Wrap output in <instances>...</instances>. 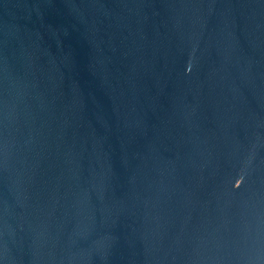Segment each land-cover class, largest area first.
<instances>
[{
	"label": "water",
	"instance_id": "obj_1",
	"mask_svg": "<svg viewBox=\"0 0 264 264\" xmlns=\"http://www.w3.org/2000/svg\"><path fill=\"white\" fill-rule=\"evenodd\" d=\"M0 264H264V0H0Z\"/></svg>",
	"mask_w": 264,
	"mask_h": 264
}]
</instances>
